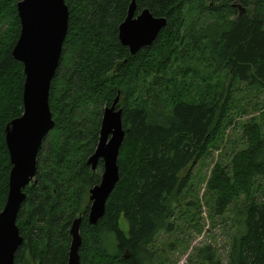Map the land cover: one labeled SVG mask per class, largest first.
Listing matches in <instances>:
<instances>
[{"label":"trees","instance_id":"16d2710c","mask_svg":"<svg viewBox=\"0 0 264 264\" xmlns=\"http://www.w3.org/2000/svg\"><path fill=\"white\" fill-rule=\"evenodd\" d=\"M132 1L65 0L69 30L49 99L55 126L24 190L15 264H67L80 216V264H161V236L199 215V199L187 201L194 171L214 150L223 152L235 124L245 147L214 163L207 182L212 216L227 229L228 257L206 244L191 260L264 264V0H135L137 13L148 9L167 26L134 56L119 39ZM20 31L17 0H0V213L12 168L5 130L24 111V66L12 55ZM118 96L126 132L120 180L92 225L90 191L103 162L96 171L87 162L104 110Z\"/></svg>","mask_w":264,"mask_h":264},{"label":"water","instance_id":"95a60500","mask_svg":"<svg viewBox=\"0 0 264 264\" xmlns=\"http://www.w3.org/2000/svg\"><path fill=\"white\" fill-rule=\"evenodd\" d=\"M17 11L21 31L12 55L24 66V111L5 130L12 168L7 202L0 213V264H15V255L24 242L17 225L18 214L27 197L24 190L36 176L42 143L55 126L50 89L60 64L70 16L65 0H17ZM166 26V18L154 17L148 9L137 13L133 0L119 26V39L134 56L150 47ZM118 102L119 96L104 110L99 143L87 162L93 171L103 162L101 181L90 191L88 220L92 225L103 218L107 201L120 180L118 158L126 132ZM81 222L80 216L72 223L67 264H80Z\"/></svg>","mask_w":264,"mask_h":264},{"label":"rangeland","instance_id":"374dc122","mask_svg":"<svg viewBox=\"0 0 264 264\" xmlns=\"http://www.w3.org/2000/svg\"><path fill=\"white\" fill-rule=\"evenodd\" d=\"M261 96L258 102L260 103L259 105L263 106L264 94ZM255 116H258V114H255ZM247 118L245 117L242 120ZM224 144L226 146L222 150L223 152L220 153L214 150L208 160L194 171L193 193L191 198L190 196L187 197V201L191 202L195 201L196 198L199 199L201 203L199 215L195 217L194 222H191L187 218L177 220L178 230L172 234L161 236L158 241L161 264H194V258L191 260L193 252H195L194 250L206 244L215 246L222 260H227L229 251L227 229L224 225L223 217L212 216L209 204L213 201V195H210L207 191V182L214 163L220 161L226 164L228 156L232 155L233 150L245 147L240 126L235 124L226 130ZM233 144H236V146L232 147ZM188 208L190 212L189 216L193 212H197L191 206ZM29 263L34 264L32 262Z\"/></svg>","mask_w":264,"mask_h":264}]
</instances>
